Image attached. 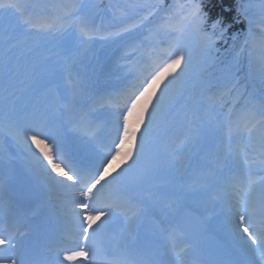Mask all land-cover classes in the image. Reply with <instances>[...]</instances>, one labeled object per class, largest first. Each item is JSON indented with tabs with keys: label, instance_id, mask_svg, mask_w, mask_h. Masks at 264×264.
<instances>
[{
	"label": "snow or ice",
	"instance_id": "6c2138e0",
	"mask_svg": "<svg viewBox=\"0 0 264 264\" xmlns=\"http://www.w3.org/2000/svg\"><path fill=\"white\" fill-rule=\"evenodd\" d=\"M81 8L64 5L57 17L36 18L27 14L18 0H0V11L14 12L19 18L16 27L0 29V126L23 147L40 184L61 197L63 218L72 227L58 238V264H157L149 250H111L102 246L100 239L114 218L122 216L134 224L143 215L144 208L131 196L128 177L136 171L137 183L151 179L156 165L145 164L149 134L177 105L184 102L185 117L194 121L198 98L219 88L214 96L205 98L217 106L222 102L228 105L223 113L225 137L246 136L253 152L259 145V164L264 171V0L259 5L252 0H235V15L230 21L218 16L211 22L204 0H184L171 8L162 3L129 5L116 30L103 38L124 49L119 59L128 61L124 79L130 77L131 82L97 98V103L114 110L115 135L88 157L70 149L69 138L61 129L63 117L71 120L78 101L63 89L57 54L31 39L33 33L67 36L69 26L62 21L71 17V26L78 27L80 37L91 40L98 30L91 26L89 14L78 15ZM160 12L167 13L166 21L176 22L150 29L145 35L144 29ZM235 25L243 27L229 35ZM152 32L167 33L172 39L153 41L149 46ZM184 36L194 38L196 57L181 39ZM220 42L227 46L217 47ZM69 44L68 39L61 42L69 59L75 61L67 50ZM247 80L260 85L259 120L250 107L255 103L251 94L246 99L247 84L241 83ZM220 81H225L223 87ZM23 83L32 92L46 89L48 102L18 107V94L23 91L19 85ZM241 101L246 106L234 119L233 111ZM73 131L95 139L94 132L79 123ZM237 158L241 164L248 159L239 152ZM245 166L250 167L251 162ZM260 183L257 199L252 195L257 181L251 174L233 180L235 199L227 206L226 222L232 253L241 258L239 264H264V180ZM160 231L170 264H192V246L180 221L163 222ZM0 264H32L29 249L9 229L0 230Z\"/></svg>",
	"mask_w": 264,
	"mask_h": 264
},
{
	"label": "rangeland",
	"instance_id": "374dc122",
	"mask_svg": "<svg viewBox=\"0 0 264 264\" xmlns=\"http://www.w3.org/2000/svg\"><path fill=\"white\" fill-rule=\"evenodd\" d=\"M52 2L53 4H56L57 2L60 4L63 2L65 5H72L76 4L78 6H82L81 10L78 12V15H84V14H89L90 15V24L92 27L97 29L98 31L93 33V35H97V37H93L92 39L88 40L87 38H81L79 34V29L73 28L71 25L69 27V31L67 36L65 35H57V34H44V33H33L31 39L34 41L36 38L39 39L41 38L46 44L47 47H51L54 44H59L61 46V42L64 39L70 40V44L68 45L67 50L70 51L73 56L76 57L75 61L68 58H62V59H56V67L58 74L60 75L61 71L63 72L67 68H73L80 73L81 75H85L84 73H81V71H78L76 66H81L79 64H85L88 65L87 68L90 72V77L89 79L85 80L83 84H77L75 85V91L71 96H75V98H80L82 95V92L77 93L82 86L86 87L87 85L95 87V81L96 76H99V80H101V77H104L103 79L106 80L105 83H112V80L114 79V75H118L119 77L116 78L118 79H124V76L127 74L129 69L125 66L128 61L119 59V57L122 56L124 49L123 48H118L117 44L114 43L112 40L104 39L103 37L107 32H112L116 30V25L118 24L119 19L121 18V13L128 11V6L133 4V3H149V4H163L165 5V0H73L71 2L70 0H18L19 3L25 6V11L27 14L32 15L33 17L36 18H43L46 17V13L43 12L42 8H37L36 5H46L47 2ZM70 1V2H69ZM184 0H175L172 3L178 4V3H183ZM252 3L259 5L258 0H252ZM36 4V5H35ZM56 13L57 9H54ZM141 15H144V13H141ZM167 16V13L165 12H160L158 19H159V24H165V23H175L176 21L169 20L166 21L165 17ZM156 16L152 19H155ZM73 19V18H72ZM70 19V21L72 20ZM19 23V18L14 12H8L5 13L3 11H0V24L3 26L2 29H12L16 27ZM148 27V26H147ZM144 34L149 35V32L147 29H144ZM170 40L172 37L169 38V35L167 33H155L151 34L150 40L155 41V40ZM182 40L187 42L191 48V52L194 57L198 55V48L194 42V38L189 37V36H184L181 37ZM95 40V41H94ZM152 43L149 44L151 46ZM63 48V51L67 53L65 50V47L61 46ZM114 57L116 56L117 58H114L113 61L109 64V66L106 67L104 64H106L108 59L107 57ZM139 56V54H138ZM74 62H78L79 64H74ZM108 64V63H107ZM76 65V66H75ZM80 75V77H81ZM63 78V77H62ZM21 80H26L25 77L21 76ZM242 83V82H241ZM225 85V81H220L219 86L223 87ZM19 87L23 90L22 93L18 94V100H17V106L22 107L25 104L28 103H34L36 101H40L43 103L48 102V95L45 94L42 89H40L37 92H32L27 88V84L23 83L20 84ZM71 90V87L66 86ZM89 87V88H93ZM86 87V89H89ZM25 89V91H24ZM219 91V88L214 89L212 91H209L205 93V97H212L214 96L217 92ZM67 94V90H65ZM70 92V91H69ZM77 93V94H76ZM249 94V89L246 88V99L247 95ZM68 95V94H67ZM69 97V96H68ZM205 97H199V102L197 104V116L196 119L193 121L190 117H185L184 115V108L183 103L181 102L180 105H177V108H180L178 110V113H175L174 110H172L163 120L159 121L158 124L153 128L151 131L150 135L160 133V134H175V133H180L181 129H183V126L185 129H188V125L190 123H193L195 125L194 128H191L193 132L198 131V136H192V139H194L199 145L204 146V151L202 153V159L199 161L197 168L198 167H205V166H210L211 168V163L214 162L215 160L211 154V151L217 152L219 155L218 157L220 158L221 162L215 163L216 166H214V170L217 173V180L214 178L213 181H209L208 186H211L210 189H213L214 183L219 185L222 183L223 179H221V175L218 174V172H224L226 169H229L230 166H239L243 165L239 162L237 158V153H240V148L236 147V153L234 154L232 152V143L235 138H232L229 136V148L230 150L226 149L227 146V138L225 137L224 134V128H223V113H225L228 110V105L222 102L220 106H217L214 104L212 100L206 99ZM228 98H226L227 100ZM82 100V99H81ZM80 101V100H79ZM256 101L257 104L254 103V105L250 106L252 109L258 107L259 105V99L254 100ZM243 103V106H246L245 101H241ZM83 102H80V104ZM243 108V107H242ZM241 108V109H242ZM240 111H238L236 114L233 115V118L235 119L236 116L238 115ZM103 114V111L100 112ZM256 113V112H255ZM261 108L259 106V109L257 110L256 113V120H259L261 118ZM200 122H203L202 124L199 125ZM67 125V123H66ZM199 127L197 128L196 126ZM80 133H75L74 131L70 135V144H73L74 147V141L79 138ZM176 138V137H175ZM247 137H243L245 140ZM72 139V141H71ZM74 140V141H73ZM232 141V143H231ZM237 142V141H236ZM250 143V142H249ZM13 144L15 145V150L11 151L9 149V145ZM85 144L80 145V151H87L89 152L88 147H84ZM194 150L195 152H201L202 149L198 148L197 145H189L188 146V160L186 161L187 164H190L189 160H191L193 157L197 158L195 153L192 151ZM74 151L75 150L74 147ZM84 151V153H85ZM189 151H192V155L189 157ZM0 152H6L7 156L9 159L16 160L17 163L20 165H17L14 169V175L13 177L17 174V177L19 179H22L25 183H18V185H15V188L21 189L24 193L27 191L29 195L31 193H35V191L31 188L33 185H36L34 182L36 178H38L36 175L33 174V172L30 169V166L28 164L27 156L23 150V147L21 145L16 144L10 137H8L6 129L0 126ZM86 154V153H85ZM234 154V155H233ZM5 155V153L3 154ZM88 156V155H86ZM257 156V155H255ZM254 156V157H255ZM152 156L149 154L147 157H145V161L147 159H151ZM205 158H207L208 162H205ZM256 160V159H255ZM239 162V163H238ZM256 162H259L256 160ZM227 163V164H226ZM146 164V163H145ZM230 164V165H229ZM210 175H208L209 177ZM263 178H260L257 181V184L260 183ZM55 193L57 191L55 190ZM55 201H59L58 197L54 199Z\"/></svg>",
	"mask_w": 264,
	"mask_h": 264
},
{
	"label": "bare ground",
	"instance_id": "6f19581e",
	"mask_svg": "<svg viewBox=\"0 0 264 264\" xmlns=\"http://www.w3.org/2000/svg\"><path fill=\"white\" fill-rule=\"evenodd\" d=\"M89 100L83 103L94 102H90ZM75 116L76 112H73L71 121H75ZM82 126L85 128L88 127L85 124ZM105 126L106 125H104V127ZM113 130H115V124H113ZM96 133L98 134L96 137L97 140L102 144L112 137L106 135L105 131L102 133L96 131ZM84 136L85 135L81 134L75 141L77 147L82 144L85 139ZM148 138L152 145L157 148V152L153 149L149 150L155 153L153 158L162 155L161 164L164 166L166 165L167 168L162 171L163 173L161 172L162 174L160 177H157L155 180L151 177V179L143 183H137L138 174L136 171H133L129 175L128 180L132 185L131 196L141 206L143 205L144 213L134 224H129L122 216L114 218V220L107 226L101 239L103 240L107 237L110 241H113L112 250L128 249L129 245L135 240L137 230L144 216L155 214L160 217L163 222L172 219L180 221L181 212L186 209L188 204L193 203L197 206V209L200 210V213L208 220L209 226L211 227L209 228L213 231H217L220 236L226 237L232 242L231 230L225 219L227 212H224V218V216L221 215L220 206L212 202L213 197L215 196L218 198L219 195L212 193L210 198H196L195 193L198 191V188H203L202 185L199 184L198 180H196L195 184L186 183V180L190 176L189 172L191 169L195 170L194 165L192 164L186 166L188 155L187 144L190 139H185V137L182 136L181 141L177 142L176 145H172L168 139H163L162 141L159 140L157 134L152 136L149 135ZM163 148H165L164 151H162ZM95 151L94 148H91V151L88 153L92 154ZM249 153L250 151L247 152V154ZM150 163L152 162H149V164ZM155 163L156 162H154V164ZM251 167L261 169L259 164L253 165L251 163V166L248 168ZM5 170L6 169H4V171ZM158 170L159 169H156L155 167L153 174H156ZM174 172L178 175L174 176ZM247 175L242 174V176H238V179H245ZM7 176V174L0 173V229L5 227L11 230L16 236V240L27 247L32 231L30 225L31 222L38 218H43L46 227L45 241L47 246L55 243L57 244L60 235L64 231L70 229L72 225L69 221L63 218L60 206H58L55 200H53L56 198L54 193L55 190L50 191L48 188L42 186L39 179L36 178V185L31 187L35 191L33 195L29 196L25 193H17L15 189H12L13 185L9 184L7 181ZM232 184L233 180L230 179L228 185H230L229 190L231 194L233 191ZM261 189L262 185L260 184L254 189L252 195L257 198ZM232 196H234V192ZM196 200L202 201L205 204V207L199 209L198 205L195 203ZM210 209H212L211 213L209 212ZM202 211H204L205 214ZM56 246L58 247V245ZM197 258L198 257L192 246V251L190 253L192 264H194V260ZM168 260L170 263L169 257Z\"/></svg>",
	"mask_w": 264,
	"mask_h": 264
},
{
	"label": "trees",
	"instance_id": "16d2710c",
	"mask_svg": "<svg viewBox=\"0 0 264 264\" xmlns=\"http://www.w3.org/2000/svg\"><path fill=\"white\" fill-rule=\"evenodd\" d=\"M204 7L205 10L209 12L210 22L211 19H215L218 16H223L225 21H230L235 15V0H204ZM228 7H232L233 11L227 13L222 11L223 8ZM242 27L243 25H235L229 30V35ZM229 43L231 44V40H229ZM221 45L223 46V42H221Z\"/></svg>",
	"mask_w": 264,
	"mask_h": 264
}]
</instances>
